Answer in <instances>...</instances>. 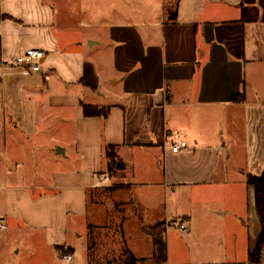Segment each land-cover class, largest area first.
Returning <instances> with one entry per match:
<instances>
[{
    "label": "crops",
    "instance_id": "1",
    "mask_svg": "<svg viewBox=\"0 0 264 264\" xmlns=\"http://www.w3.org/2000/svg\"><path fill=\"white\" fill-rule=\"evenodd\" d=\"M51 5V0H0V231L12 227L28 235L51 252L53 261L59 259L56 246L70 248L71 261L70 214L78 231L76 223L89 213L87 193L98 191L103 181L104 148L111 145L133 159L118 155L134 176L161 155L157 186L162 181L163 186L200 187L206 199L199 205L204 240L218 236L223 227L235 229L228 237L234 249L223 253L238 261L218 264H249L261 230L254 190L245 177L264 170V0H158L148 14L141 6L134 19L108 28L113 72L120 77L117 93L106 90L89 101L67 92L79 84L92 92L98 88L94 64L83 58L60 63L64 50L52 28L60 17L55 18ZM30 49L45 57L40 72L23 77L11 62ZM50 81L62 93L47 98ZM238 94L243 100L233 102ZM6 97L22 105L11 107ZM80 104L109 112L106 118H85ZM67 108H73L70 114L64 113ZM65 130L71 135L64 136ZM180 142L185 147L173 153L171 147ZM147 173L154 176L151 168ZM211 187L225 188L236 202L226 207L224 221L219 220L224 210L206 203ZM108 190L101 191L123 198L124 189ZM239 197L246 198L242 207ZM114 201L113 207L123 203ZM181 218L179 224L192 236V218L185 213ZM3 241L6 246L7 234ZM259 264H264V245Z\"/></svg>",
    "mask_w": 264,
    "mask_h": 264
},
{
    "label": "rangeland",
    "instance_id": "2",
    "mask_svg": "<svg viewBox=\"0 0 264 264\" xmlns=\"http://www.w3.org/2000/svg\"><path fill=\"white\" fill-rule=\"evenodd\" d=\"M51 1L53 5L50 8L55 9V18L60 17L52 24L56 38L60 41L59 44L64 50L63 55L60 56V63L67 66L72 60L75 62L81 58L87 59L94 64V74L98 78L96 79L98 88L93 91L94 93L79 84L72 86L67 95H74L79 100L89 101V99L95 97L97 99V94L106 90L112 94L117 93L120 77L113 72L112 45L108 38V28L116 23H125L128 18L134 19L137 14L141 13V6L144 8L142 10L144 14L151 13L157 7L158 0ZM114 12L121 13L122 16H118ZM133 23H136V21ZM76 43L81 44L78 46ZM9 62H11L10 59ZM97 72L98 74H96ZM5 73L7 74V72ZM9 74L14 79L20 78L15 71H9ZM51 85L52 87L46 92L47 95L45 94L47 98L62 93L59 84L54 82ZM39 87L38 84L35 88ZM45 95H43L44 98ZM6 98L8 99V97ZM7 104L12 107L21 103L20 101L8 99ZM51 109L52 107H50ZM72 109L67 108L68 112L64 110V113L70 114ZM67 132L65 130L63 135L66 136ZM114 152L118 159L111 170L110 166H107L109 161L105 159L106 164L100 174L103 181H100V185L96 188L102 194L99 200L103 202L102 206L104 208L97 209L96 204L91 201L86 221L83 219L76 223V226H80L78 231L73 230L75 229L74 216L70 214L68 242L72 244L74 252L71 261H66L58 255L59 259H63L67 264H93L108 261L117 264L127 263L130 261L131 256L149 260L150 257H147V255L151 253V241L143 231L142 226L163 224L166 227L164 234L166 252L169 254L166 264H179L182 262L205 264L208 261L218 264L219 262L238 261L232 257H226L223 253V251L234 249L233 244L235 242L233 238L231 239L232 242L228 238L230 233L235 234L232 225L228 229L226 227L221 228L222 231L218 236H212V239L207 241L204 240L203 230L201 229L202 210L199 205L201 201H206V199L202 198L200 187L183 184L182 182L164 183L163 186L162 181L157 186L154 182L158 178L157 175L162 177L164 166L161 155L155 158L154 165H149L140 171L141 174L134 176L130 173V168L126 167V163L119 161L118 155L126 161L130 156L125 155L124 152L118 153L117 149ZM130 159L133 162V159ZM150 168L154 171V176L147 173ZM117 185L130 186V188L131 186L142 185V187L124 189L125 194L123 193L122 199L118 198L119 195L108 198L109 196H105L101 191ZM224 190L223 187H211L209 190L211 196L209 201L206 202L212 207V210L219 212L224 210V216L219 219L222 221L226 220L228 217L227 212L236 204L233 198L224 194ZM94 199L92 198L93 201ZM111 199L116 200L115 203L119 200H122L123 203L120 207H113ZM242 201L245 205L246 198L239 197L238 204L241 207ZM226 207L229 208L227 212ZM251 208L254 209L253 201ZM98 210L100 211L99 215L103 216L104 219V221H101L102 223L98 222L101 220L98 218L100 216L97 217L96 215ZM183 213L192 218L194 230L192 236L188 233V227L185 230L178 228ZM121 217L125 219L123 224L120 223ZM93 225H97V228H93L91 234L89 226L93 227ZM6 234L7 247L3 243ZM77 234H82V237L77 238ZM5 247L9 260H6L5 257ZM17 249L19 253L15 254L14 252ZM50 257L51 252L49 250L43 248L28 235L18 232L15 228L9 227L7 233L0 231V264H64L63 260L61 262L59 259H55V262ZM141 264H147V262Z\"/></svg>",
    "mask_w": 264,
    "mask_h": 264
},
{
    "label": "trees",
    "instance_id": "3",
    "mask_svg": "<svg viewBox=\"0 0 264 264\" xmlns=\"http://www.w3.org/2000/svg\"><path fill=\"white\" fill-rule=\"evenodd\" d=\"M243 100L242 94L233 95L232 101L233 102H240ZM82 109L83 117H99V118H106L109 112L108 107H98V106H91V105H84L80 104ZM115 146L108 145L104 148V157L109 162L107 166H110L113 169V165L117 161V156L115 155ZM246 184L248 186L253 187L254 190V201H255V209L256 213L260 222L261 230L255 240V246L253 250L248 254V263L249 264H259L260 257H261V249L264 245V170L260 176H253L250 174H246L245 177ZM120 188V190L128 189V187L122 186H115L114 189ZM110 188V191L114 190ZM109 190H107L108 192ZM102 194L93 191L87 193V198L89 203L92 201L98 206H101L103 202H100L99 198H101ZM92 198H95L94 201ZM94 227L89 226V232L91 233ZM143 231L147 234L151 241V256L149 260L145 259H136L135 257L131 256V259L128 264H166V244L164 240V234L166 232V227L163 224H156V225H143ZM92 234V233H91ZM55 250L60 257H64L65 255H70L71 249L64 248L60 246H56Z\"/></svg>",
    "mask_w": 264,
    "mask_h": 264
},
{
    "label": "built area",
    "instance_id": "4",
    "mask_svg": "<svg viewBox=\"0 0 264 264\" xmlns=\"http://www.w3.org/2000/svg\"><path fill=\"white\" fill-rule=\"evenodd\" d=\"M1 26V21H0ZM45 55L41 50L30 49L25 51L22 55L14 58L11 62L12 66L18 68V73L23 77H28L33 73H38L41 70V64ZM185 147L184 142H180L178 145L172 146L171 151L173 153L179 152L182 148ZM180 230H185L183 224H179L178 227ZM0 229H4L3 226H0ZM66 261H70V255H65L63 257Z\"/></svg>",
    "mask_w": 264,
    "mask_h": 264
}]
</instances>
